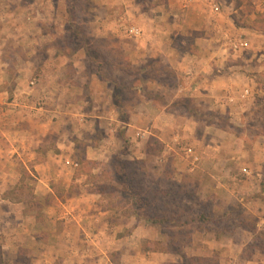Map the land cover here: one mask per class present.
Returning <instances> with one entry per match:
<instances>
[{
	"label": "rangeland",
	"instance_id": "374dc122",
	"mask_svg": "<svg viewBox=\"0 0 264 264\" xmlns=\"http://www.w3.org/2000/svg\"><path fill=\"white\" fill-rule=\"evenodd\" d=\"M204 1L202 8L212 24L205 18L200 23L195 20L192 27L199 29L191 30L180 18H170L166 13L161 16L156 10V6L167 7L169 0H0V16L7 14L0 21V124L9 130L0 133L4 146L0 150L5 155L0 160V264H17L20 241L30 254V261L21 262L31 264L35 251L47 245V230L61 212L56 207L55 219H49L47 204H67L74 195L89 190L87 181L95 190H104L102 199L108 201V209L117 219L131 215L134 189L145 192V202L155 201V190L182 189L190 194L183 197L182 204L179 202L183 208L176 213V225L157 228L161 238L153 242V248L157 252L165 249L172 256L166 264L182 262L172 254L173 249H181L185 257L203 258L202 254L211 252L213 234L204 229H215L213 225L203 223L201 230L177 225L206 211L211 198L215 207L210 212L223 216L226 211L222 221L232 234L220 235L227 256L219 258L213 250L210 257H218L221 264H264V254L249 248L259 243L253 237L264 233V205L249 199L264 182V30H259L264 25V0ZM33 3L42 14L39 22L29 20L35 16L30 9ZM210 6L212 13L221 16L214 18ZM213 6L218 7L217 12ZM153 16L156 18L152 23ZM131 28L140 34H129ZM223 31L228 35L221 36ZM239 40L247 42L248 47L233 51L229 42ZM50 53L69 62L57 68L62 72L60 79H48L47 86L41 71H33L23 62L38 61L42 54L47 58ZM195 54L203 56L198 64L190 56ZM40 70L50 73V68ZM191 74L213 78L209 97L200 87L193 93L186 90ZM30 78L40 79L31 80L35 85L30 86ZM181 87L185 90L177 94ZM149 96L156 100L164 97L174 105L186 99L184 103L197 112L190 119L179 107L162 112L156 100V107L145 101ZM161 117L174 121V126L165 125ZM23 122L29 125L28 131L21 132ZM12 124L16 127L10 128ZM34 136L39 141L35 142V158L27 153L19 155L25 150L23 144L32 150ZM121 137L126 138L127 145ZM151 137L161 143L160 149H154L159 152L156 155L147 154L146 144ZM210 138L214 140L212 145L220 142L225 147L219 165L240 163L239 171L245 176L236 170V182L244 180L250 170L255 173L254 167L246 164L256 165L259 152L263 154L261 172L259 168L256 171L258 191L233 194L225 201L227 208H221L227 194L224 190L219 197L207 190L215 180L208 183L201 174L187 171H197L201 166L198 152L209 149ZM58 140L70 148L73 162H79L81 169H71L64 165L63 158L55 157ZM178 156L189 163L184 171L175 162ZM83 159L88 162L83 164ZM45 160L47 171L36 173L35 165L45 164ZM116 160L130 162L132 176H127L126 182L131 189L126 192L119 184L121 178L111 182L105 176ZM84 172L85 177L81 176ZM227 179L225 176L223 180ZM44 183L52 193L47 188L39 190ZM191 196L195 202L192 209L185 205ZM102 199L98 198L97 205H104ZM235 209L248 220L245 225L251 232L237 226L238 220L232 217ZM33 234L36 241L31 240ZM75 235L79 246H86L82 231ZM178 240L184 243L183 248L174 243Z\"/></svg>",
	"mask_w": 264,
	"mask_h": 264
},
{
	"label": "crops",
	"instance_id": "0c3cea01",
	"mask_svg": "<svg viewBox=\"0 0 264 264\" xmlns=\"http://www.w3.org/2000/svg\"><path fill=\"white\" fill-rule=\"evenodd\" d=\"M203 3L205 1L203 0ZM202 2L201 0H169L167 7L162 6H156V10L161 13H166L167 16L170 18H180V22L182 21L187 28H191V30H198L197 27H192V22L195 20L196 23H200L203 18L206 19L208 23H210L209 19L206 17V11L202 8ZM210 5V4H208ZM36 3H33L30 9L32 8L34 10V15H31V18L29 20L39 22L42 17V14H40L38 8L35 7ZM38 6V5H37ZM211 7V6H210ZM35 8V9H34ZM162 10H165L164 12H161ZM211 15L216 18L217 16H221L219 13H212V7L209 10ZM154 12V9L152 10ZM33 14V13H32ZM0 21H2L7 14H1ZM156 16L151 17L150 21L153 23L155 22ZM212 24V23H210ZM180 25V24H179ZM182 25V24H181ZM181 25L179 26L181 28ZM215 27L217 25L214 23ZM197 26V25H196ZM205 26V25H204ZM202 25H200V28ZM40 31V29L38 30ZM224 33H221V36H227L228 33L223 31ZM45 35H48L49 33H44ZM231 44V47L233 46L235 41L229 42ZM196 44V43H195ZM248 47V43L246 42ZM197 45V44H196ZM198 46V45H197ZM49 49H55L54 47L50 48V45H48ZM233 49V48H232ZM237 51V50H233ZM57 52V50H56ZM199 53V51H198ZM37 55H40V51H37ZM46 58L42 54V58L38 61L35 60H27L23 63H25V67L29 68V66L32 67V70H38L41 71L44 80L47 81V86H50V82H52V79L59 80L62 76V72L59 71L57 68L60 65H64L68 63L69 61L64 60L65 58H59L58 54L51 53L47 55ZM192 58H195L194 62L198 64L201 62V58L203 56H199V54L190 55ZM46 69L50 68V73H44L45 70L40 69ZM27 71L26 69H24ZM196 74V73H194ZM191 74L187 79L189 80L188 86L186 90H189V92L193 93L198 90L200 87L206 97H209L210 94L213 92V86L211 85V82H213V78L205 75H195ZM20 75V74H19ZM26 78V77H25ZM47 78V79H45ZM39 82L38 78H30L29 81L35 80ZM247 80V78H246ZM35 85V84H34ZM180 87V86H179ZM46 88V87H44ZM52 88V87H51ZM57 88V87H56ZM185 90V88L181 87L178 88L177 94H182V92ZM242 93V91H240ZM244 94H248V91H243ZM204 95V96H205ZM178 97H182L177 95ZM163 100L167 102V105H163L159 111H172V108H169V104H171L170 101H167L164 97ZM209 100V99H207ZM145 101L150 102L154 107L157 106V102L152 101L150 99H145ZM168 109V110H167ZM175 111V110H174ZM10 112H13L12 110ZM22 112H18L16 114L21 115ZM55 114V113H54ZM14 116H11L13 118ZM188 119L191 117L187 116ZM162 118V117H161ZM194 118V117H193ZM163 122H167V124H171L172 122H168L167 120L161 119ZM157 123V121H155ZM16 123V122H15ZM173 125V124H171ZM161 127V124L159 125ZM174 126V125H173ZM16 127V124H12L10 128ZM29 125L26 122H23L21 132L28 131ZM8 133L9 130H7L6 126H1L0 124V133ZM45 137V136H44ZM36 136L32 138L31 142V148L32 150L28 149V144L24 146L23 149L19 155L23 154H31L32 158H35V155H37V144L39 141L36 142ZM175 138V137H174ZM235 141L238 140L234 136ZM177 139V137L175 138ZM59 141V151L56 152L55 157L59 155L60 158H63L64 165H67L71 169H81V164L79 162H73V153L70 152L69 147H66L65 144L60 143ZM66 141V140H65ZM213 139H209L207 141V148L208 150H202L198 152L200 154V164L201 166L198 167L197 171H191L188 168V161L186 158H181L182 156H178L175 158L176 164H179L182 170H186L189 172H194L197 174L202 175V180L204 179L206 181H211V179L215 180V183L212 181L213 184H208V191L212 192L213 194H216L219 197V193L223 192V190L227 193L225 196H223L224 201L222 200L223 204H221V208H227V203L225 201L231 197H233V194H252L256 193L259 189V183H257L258 172H256L259 168V172H261V166L263 164V154L259 152L260 159H258V163L256 165H251V163L247 162V166L254 167L253 171L250 170L248 172V176L244 180H238L236 182L235 179V171L240 173L239 166L240 163L234 162L231 166H221L219 164L221 155L225 154V152L222 151L224 145L223 143L216 142L215 145H212L211 142H213ZM26 142V141H25ZM37 144H36V143ZM211 143V145H210ZM35 144V145H34ZM13 145V144H12ZM74 145L71 143V146ZM3 146L2 139L0 138V147ZM36 146V147H34ZM4 147V146H3ZM63 147V149H62ZM18 148V147H17ZM64 149L67 151L65 152ZM61 150V151H60ZM64 152H63V151ZM209 150H213L212 152ZM221 150V151H220ZM16 151V150H15ZM18 151V150H17ZM0 160H2L5 155L0 150ZM241 153V152H240ZM234 154V153H232ZM246 155H248V152H245ZM45 159H48L47 157ZM77 160L79 158L76 157ZM237 158L233 157V160H237ZM87 160V159H86ZM191 160V159H190ZM228 160V158H226ZM224 160L225 162H227ZM83 164H85V159L82 160ZM256 162V160H255ZM45 164H37L35 165V172L40 174L47 171L46 167L44 165L48 164V161L45 160ZM82 164V165H83ZM186 167V168H185ZM252 169V168H251ZM40 170V172H38ZM179 171V168H178ZM181 171V172H183ZM49 172V171H48ZM247 173V172H246ZM235 176H234V175ZM78 176V174H77ZM81 176H86V173H82ZM209 178H208V177ZM225 176L228 178L227 181L225 180ZM241 176H245L242 175ZM76 177V176H75ZM224 179V180H223ZM87 180V177H86ZM200 181V183H204ZM219 181V182H218ZM86 183L89 186V190L83 191V193L74 195L70 201L64 204L61 202H58V205L56 204H47V213L48 218L55 219L54 214L56 213V207L61 208V212L58 214L57 218L53 221V224L51 225V228L47 230V245H43L41 250L35 251L37 252V255L33 257V260L31 264H166L170 260H172V256L167 252H154V251H146L143 248V244L146 242H154L155 240H159L161 236L158 233L157 228L151 226L150 224H147L143 222L142 220H138L135 218L132 214L128 215L126 217L116 218V215H113L110 210L108 209V201L102 199V195L97 194L93 188V184H91L89 181ZM231 182V183H230ZM43 185V186H42ZM41 186L39 185V190L45 191V188L48 189V192L52 193L51 189L47 187V185L44 183ZM46 186V187H45ZM80 187V186H79ZM87 187V186H85ZM229 191L228 193V190ZM80 191V190H79ZM46 196V195H45ZM93 198V199H92ZM98 198L102 199L100 201L102 205H97ZM57 199V198H56ZM99 203V204H100ZM69 204V205H68ZM99 207V208H98ZM98 208V209H97ZM225 211V210H224ZM43 227H46L43 225ZM119 228H121V231H119ZM82 231V237L81 239L83 243L86 244V246H79V238L75 235ZM121 232V233H118ZM36 236L33 234L31 236L32 241H36ZM213 238V244H211V252L209 254H202L204 257H210L215 250L218 252L219 258L226 257L227 252L223 250V238L216 239L214 236ZM34 243V242H33ZM78 243V244H77ZM212 243V242H211ZM82 245V244H81ZM4 246H2L3 248ZM18 250H25L23 242L20 241V244L18 245ZM16 251V253H17ZM196 256H201L198 253H195ZM192 255V256H194ZM2 256L3 253H2ZM30 256V254H29ZM116 259V261H115ZM221 261V260H220ZM247 262V261H246ZM222 262H219L221 264Z\"/></svg>",
	"mask_w": 264,
	"mask_h": 264
},
{
	"label": "trees",
	"instance_id": "16d2710c",
	"mask_svg": "<svg viewBox=\"0 0 264 264\" xmlns=\"http://www.w3.org/2000/svg\"><path fill=\"white\" fill-rule=\"evenodd\" d=\"M261 17L264 19V14H262ZM262 26L263 27L259 30H262V29L264 30V25H262ZM147 99H150L152 101L156 100V98L150 97V96ZM183 100L186 101V99H180L177 103H175V105H174V103L169 104V108H172L174 110L181 108V109H179V111L182 113V115L194 117L197 110L195 108L193 109L192 107H189L188 105H186ZM156 101L159 103L158 106L160 105V107H163V105H167V102L164 100L157 99ZM261 112L264 113V108L262 109ZM261 134L262 133H259V134H257V136H259ZM262 135H264V133ZM236 137H238V135H236ZM121 139L123 140L125 145H127L126 138L121 137ZM159 146H161V143H159L157 140L153 139L152 137L149 138V140L147 141V144H146L147 154H155L156 155L157 152H155L154 149H156V148L160 149ZM86 161L87 160L85 159V163H86ZM116 161L117 162L115 164L112 163V165H110V169L108 171V174L105 176L111 182L116 181L117 178L118 179L121 178V181H119V184L123 187L124 192H126V191L131 189L129 186V183L126 182L127 176H132L131 175V169H128V164L130 162H127L124 160H116ZM168 175H169V173L167 174V176ZM139 189H134L133 193H131L132 197L134 198V203H132L133 208H132L131 214L135 218H137L138 220H142L143 222L150 224L151 226L156 227V228H160V227L164 226L165 224L176 225L177 222L174 221V219L177 217L176 213L179 212V210L183 208L182 205L179 204V202L182 204V201L184 200L183 197L184 196L188 197L190 195V194H187L188 192L185 193L182 191V189H179V190L176 189L174 191L169 189V190L164 191V192L155 190V191H152V193H154V195L152 197L154 198L153 200H155V201L145 202V199H146V196L144 195L145 192L143 193ZM95 192L97 194H100V195L104 194V190H102V189L101 190L96 189ZM189 198H190V200H188L185 205H190V207L192 209L193 208L192 206L195 204V202L192 201V200H194V199H192L193 196H191ZM150 199H152V198H150ZM249 199L257 200L264 205V182L263 181L260 184L259 192L254 194L253 196H251ZM241 201L243 202V200H241ZM207 204L209 205L208 206L209 208H204V210H206V211H202L201 213H196V215L192 216V218H190L189 220L182 221V223L177 224V225H179V226L191 225L192 229L201 230V224L205 223V224L214 226L215 229H212V230L211 229H204V230L212 233L216 239H219L220 235H231L232 229L228 228V225L225 226V223H223V221H222V219H224L226 217V214H225L226 211L223 213V216L213 215L211 212H212V209H214V207H215V203L212 202V198L210 201H208ZM196 207H199V206L197 205ZM237 211L238 210L235 209L234 214L232 215V217H235L238 220L237 226L243 230L251 232L252 229L247 228V226L245 225V222H247L248 220H246L245 217L243 215L239 214ZM174 215H176V216L172 219V217ZM193 225H195V226H193ZM253 238H254V240L259 241V243L256 242L254 247L249 246V248H252V250L257 251V253L259 252L261 254H264V233H259V236L255 235ZM174 243L179 244L180 245V246L178 245L179 248H183L184 243L182 244L181 241H179V240H178V242L174 241ZM146 244H147V246L143 247L144 250L157 252V250H155V248H153V244H155V243L149 241V242H146ZM158 244L160 245L159 242H158ZM167 244L168 243H166V245ZM259 244L262 245L263 247H260ZM180 251H181V249H180ZM180 251H179V249L178 250L173 249L171 252H172V254H174V255L176 254L181 258V260H182L181 264H219L218 257H216L214 255L212 257H203V258L202 257H185V255H183V253H181ZM159 252H167V251L164 249V250L159 251ZM249 254L250 255L254 254V252L252 251V252L248 253V256L246 258L247 261L251 259V257H249ZM28 255L29 254H27L25 250H18L16 253L15 261H17V264H25L21 261H24V260L30 261V258ZM21 258H23V260H21Z\"/></svg>",
	"mask_w": 264,
	"mask_h": 264
},
{
	"label": "built area",
	"instance_id": "2783aa9c",
	"mask_svg": "<svg viewBox=\"0 0 264 264\" xmlns=\"http://www.w3.org/2000/svg\"><path fill=\"white\" fill-rule=\"evenodd\" d=\"M213 10L215 12L218 11V7L217 6H213ZM129 34H132L133 36H138L140 34V32L136 29V28H131L129 30ZM247 46L246 42H242V41H237L236 43L233 44L232 48L233 50H238V49H243ZM30 86L34 85V81H30Z\"/></svg>",
	"mask_w": 264,
	"mask_h": 264
}]
</instances>
